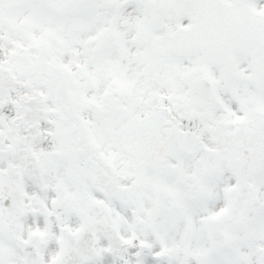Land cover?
Returning a JSON list of instances; mask_svg holds the SVG:
<instances>
[{"label": "snow or ice", "instance_id": "obj_1", "mask_svg": "<svg viewBox=\"0 0 264 264\" xmlns=\"http://www.w3.org/2000/svg\"><path fill=\"white\" fill-rule=\"evenodd\" d=\"M0 264H264V0H0Z\"/></svg>", "mask_w": 264, "mask_h": 264}]
</instances>
